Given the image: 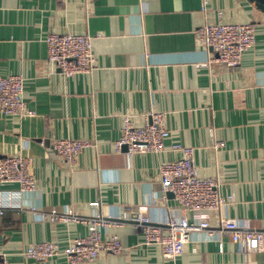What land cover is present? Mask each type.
Returning <instances> with one entry per match:
<instances>
[{"label": "crops", "instance_id": "1", "mask_svg": "<svg viewBox=\"0 0 264 264\" xmlns=\"http://www.w3.org/2000/svg\"><path fill=\"white\" fill-rule=\"evenodd\" d=\"M219 21L256 23L255 43L236 67L196 40L197 27ZM50 33L92 37L94 69L62 75L47 59ZM9 75L24 78L35 115L0 113V155L28 158L35 186L0 188L1 259L68 264L62 253L45 261L23 254L43 241L64 250L90 232L86 223L49 221L56 209L109 218L102 237L124 247L81 264H264V251H245L219 229L192 233L181 255L164 258L136 223L117 220L129 210L156 223L179 217L159 178L160 164L180 157L170 148L179 143L194 149L198 174L226 199L219 217L264 231V13L248 0H0V76ZM157 112L170 132L165 151L117 150L124 117L141 127ZM54 139L92 146L71 166L55 155Z\"/></svg>", "mask_w": 264, "mask_h": 264}, {"label": "built area", "instance_id": "2", "mask_svg": "<svg viewBox=\"0 0 264 264\" xmlns=\"http://www.w3.org/2000/svg\"><path fill=\"white\" fill-rule=\"evenodd\" d=\"M255 22L204 24L194 34L199 44L211 49L214 61L228 67H236L245 51L255 43ZM47 59L65 77L79 73H90L95 66L92 52V37L75 33H50L45 38ZM24 78L20 75L0 76V113L6 116H33L24 99ZM170 132L165 126V114L151 113L145 124L136 127L129 117H124L120 139L116 142L118 151L126 147L128 155L158 153L167 149L166 140ZM50 145L55 155L73 166L80 153L92 146L83 139H54ZM171 150L180 153L174 161L161 163L159 178L162 193H171L180 207L179 217H168L164 222H153L145 211L129 210L118 217L119 221L134 222L145 234L149 243H157L164 258L173 259L183 252L191 234L206 230L211 236L214 229L228 235L245 251H264V231L240 225L229 218H220L219 211L226 203L217 190V183L201 177L193 161L194 149L173 143ZM15 185L20 192L34 188L35 179L31 173V161L21 155H0V188ZM4 207H0L3 214ZM191 215V218L189 217ZM51 222L86 223L90 232L76 238L61 250L57 243L43 241L30 245L24 252L25 258L45 261L58 254H64L68 264L93 262L102 253L119 254L124 249L121 241L111 236L102 237V229L110 223L109 218L94 216L84 218L70 210L52 209L46 215ZM215 218V225L212 219ZM0 264H9L0 258Z\"/></svg>", "mask_w": 264, "mask_h": 264}, {"label": "water", "instance_id": "3", "mask_svg": "<svg viewBox=\"0 0 264 264\" xmlns=\"http://www.w3.org/2000/svg\"><path fill=\"white\" fill-rule=\"evenodd\" d=\"M256 9L264 13V0H248ZM126 150V147L123 148Z\"/></svg>", "mask_w": 264, "mask_h": 264}]
</instances>
